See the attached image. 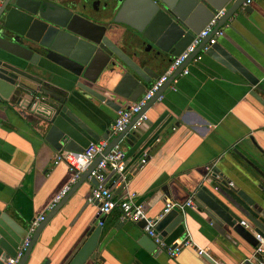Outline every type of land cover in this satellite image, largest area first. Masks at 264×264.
Here are the masks:
<instances>
[{"label": "crops", "instance_id": "1", "mask_svg": "<svg viewBox=\"0 0 264 264\" xmlns=\"http://www.w3.org/2000/svg\"><path fill=\"white\" fill-rule=\"evenodd\" d=\"M248 5V12L237 13L223 24V34L216 41L260 77L264 74V0H250ZM129 7L123 18L136 20L138 6ZM201 54L200 60L186 65L185 75L177 76L161 98L146 108V126L139 141L122 145L124 184L120 186L122 179L114 180L111 170L105 175V184L116 198L132 195L148 216L157 214L167 201L184 204L190 200V206L179 207L183 215L179 235L169 233L162 238L170 244L186 236L193 245L173 257L155 251L152 239L140 226L121 221L113 210L103 217L93 264H211L197 253L199 248L214 264H251L254 259V246L212 227L197 209L193 191L201 182L210 181L206 175L212 171L211 165L234 189L257 194L264 208V188H257L261 179L253 176L237 153L253 150V158L264 170V106L240 74ZM102 108L93 112V122L86 121L97 134L108 130V142L113 137L109 124L115 111ZM20 115L21 109L0 99V208L26 229L33 218L49 211L46 206L68 184L71 173L63 162L52 164L54 150ZM146 151L150 157L139 166ZM92 186L88 180L82 181L48 219L24 264L68 262L89 222L98 220L96 206L86 200ZM242 226L253 233L249 222Z\"/></svg>", "mask_w": 264, "mask_h": 264}, {"label": "water", "instance_id": "2", "mask_svg": "<svg viewBox=\"0 0 264 264\" xmlns=\"http://www.w3.org/2000/svg\"><path fill=\"white\" fill-rule=\"evenodd\" d=\"M244 0H0V99L22 110L20 117L34 128L39 138L54 151H81L88 143L107 139L108 130L97 134L88 124L93 112L106 107L116 111L135 100L168 65L214 13L225 7L215 28H220L237 13H246ZM138 6L136 20L124 19L128 7ZM130 6V7H131ZM129 7V8H130ZM203 38L194 51L176 68L141 109L145 111L179 72L201 52L230 71L237 72L252 87L251 93L264 106V74L253 75L217 41L207 45ZM206 47L203 49V47ZM32 82V83H30ZM30 83V84H29ZM34 83V86H31ZM36 93H40L37 95ZM44 100V101H43ZM103 110V108H102ZM130 122L107 142L102 155L117 146L125 154L127 144L141 137V129ZM87 120V121H86ZM251 140V138H250ZM253 143V141H252ZM259 153L262 150L253 143ZM244 164L259 177L257 188H264V170L257 164L253 150L237 152ZM101 155L94 157L80 172L69 190L44 215L35 227L28 246L18 258L24 264L44 224L60 209L76 187L85 180L97 183L90 175ZM140 166V165H139ZM209 182L193 191L197 209L213 228L255 246L254 233L264 232V208L257 194L234 189L220 170L210 165ZM124 171V170H123ZM252 173V174H253ZM114 180L121 175L111 170ZM106 179L104 180V183ZM218 182V185L214 184ZM124 184L120 181V186ZM164 190V188H161ZM253 225V233L239 221ZM142 227L143 221L135 223ZM183 215L173 206L155 225L161 239L182 230ZM101 224L89 222L84 238L66 264L95 260ZM25 234L0 208V264L15 249ZM211 260L205 253L200 254Z\"/></svg>", "mask_w": 264, "mask_h": 264}, {"label": "built area", "instance_id": "3", "mask_svg": "<svg viewBox=\"0 0 264 264\" xmlns=\"http://www.w3.org/2000/svg\"><path fill=\"white\" fill-rule=\"evenodd\" d=\"M249 1L250 0H244L242 5L248 4ZM224 11L225 7H221L219 10H217L203 26V28L193 35L188 44L177 55L171 58L163 71L150 82V84L135 100L130 101L127 105L122 106L115 111V116L112 122L109 124V130L112 135L121 131L134 116L136 117L133 119L131 124L132 129L139 128L142 123L147 120L145 111L141 112V109L147 104V101L151 99V97L166 81V79L171 74H173L176 68H178L194 51V48L197 46V44L203 38H207L206 44L210 45L214 43L217 38L222 36L223 28H215V25L217 23L218 17L223 15ZM205 48L206 47L204 46L203 49ZM201 56L202 54L198 52L195 54L192 60L198 61L200 60ZM187 71L188 70L185 66L177 76L185 75ZM176 77L172 79V83L176 81ZM160 98L161 95H159L156 100H159ZM106 144V139H100L96 142L88 143V145L81 151L58 150L53 152L52 164L63 162L66 164L71 176L68 184L63 186L46 206V211L50 210L53 205L60 200V198L68 191L69 185L79 177L80 172L89 165L94 157L101 155L94 169L90 171V175L96 179L97 183L91 187L86 198L87 202L96 206L98 216L97 223L101 224L103 217L115 210L117 211L118 217L121 221H128L131 223L143 221L141 229L148 237L152 239L155 251H164L167 255L173 257L183 247L192 246L193 243L186 236L176 239L170 244H166L163 239L159 237L158 232L155 231V225L170 208L173 206L180 208H182V206H190L191 201L187 200L184 204H177L175 202L167 201L157 214L154 216H148L146 215L143 206L133 200L132 195H129L126 199L116 198L110 187L104 183L105 175L108 171L113 169L115 172L121 175L122 180L124 179L122 172L124 170L125 154L120 149H118L117 146H114L102 155ZM149 157L150 155L147 151L143 153V156L139 159V165H143ZM228 184L230 185L231 183L228 182ZM43 217L44 213L39 214L29 222L25 229L23 238L15 249L14 255L8 256L3 264H17L18 258L28 246L35 227L39 224ZM239 223L241 225H245L243 220H240ZM254 238L256 239V244L253 247L252 255L254 256V259L251 261V264H264V232L254 233ZM197 253L202 254L205 252L199 248L197 249Z\"/></svg>", "mask_w": 264, "mask_h": 264}]
</instances>
